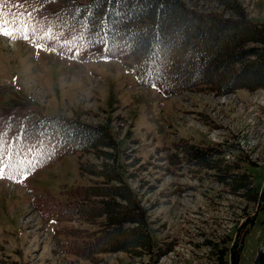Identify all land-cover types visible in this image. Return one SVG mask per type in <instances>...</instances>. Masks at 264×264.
Returning <instances> with one entry per match:
<instances>
[{"label": "rangeland", "instance_id": "1", "mask_svg": "<svg viewBox=\"0 0 264 264\" xmlns=\"http://www.w3.org/2000/svg\"><path fill=\"white\" fill-rule=\"evenodd\" d=\"M184 1L201 11L236 16L217 0ZM236 2L249 21L264 27V0ZM4 24L13 37H28L24 29L14 32ZM37 45L30 36L25 41L0 36V98H28L44 113L107 124L120 150L126 149L132 160L139 156L142 168L127 182L147 217L152 239L170 241L171 249L154 258L105 251L98 262L69 252L63 226L90 224L46 219L48 193L92 183L95 177L82 173L79 161L102 160L90 152L74 153L36 169L22 183L0 179V264H232L234 244L238 264H252L264 241V202L250 198L245 187L228 184L226 167L189 162L187 149L193 144L210 151L230 170L244 174L260 193L264 86L226 93L189 87L163 95L138 84L120 61L81 62ZM259 72L251 68L241 78L258 77ZM172 152L179 156L177 164L170 161Z\"/></svg>", "mask_w": 264, "mask_h": 264}, {"label": "trees", "instance_id": "2", "mask_svg": "<svg viewBox=\"0 0 264 264\" xmlns=\"http://www.w3.org/2000/svg\"><path fill=\"white\" fill-rule=\"evenodd\" d=\"M217 1L236 16L201 11L184 0H0V14L16 31L24 29L32 41L68 57L120 60L138 83L166 95L189 87L226 93L264 86V27L249 21L236 0ZM251 68L262 72L241 78ZM0 135L10 145L5 164H15L17 172L29 173L73 153L102 157L99 164L79 161L80 171L95 177L92 183L66 187L47 200L46 218L90 224L63 226L69 252L98 262L105 251L154 258L171 249L170 241L152 239L147 217L127 182L142 168L139 156L132 160L126 149L120 150L107 124L44 114L27 98L1 97ZM187 150L189 162L226 167L228 184L243 186L250 198L264 202V188L260 193L253 190L248 178L230 170L221 158L193 144ZM169 158L179 162L177 153H169ZM8 171L5 167L6 175ZM112 234L116 237L110 240ZM231 251L232 264H238L236 244Z\"/></svg>", "mask_w": 264, "mask_h": 264}, {"label": "snow or ice", "instance_id": "3", "mask_svg": "<svg viewBox=\"0 0 264 264\" xmlns=\"http://www.w3.org/2000/svg\"><path fill=\"white\" fill-rule=\"evenodd\" d=\"M0 36L9 38L13 37V32L6 30L2 16H0ZM24 38L27 39V35H25ZM37 46L40 47V45ZM26 142L30 141L26 140ZM6 148H10V145L6 146L4 138L2 137V135H0V179L5 178V167H7L9 170L7 173V178L22 183L23 180L27 178L28 172L26 170L17 172L15 164H5L3 157L5 155ZM28 151L30 152L31 148H29Z\"/></svg>", "mask_w": 264, "mask_h": 264}, {"label": "water", "instance_id": "4", "mask_svg": "<svg viewBox=\"0 0 264 264\" xmlns=\"http://www.w3.org/2000/svg\"><path fill=\"white\" fill-rule=\"evenodd\" d=\"M263 251H264V241L260 245L259 250H258L252 264H260V259H261V255H262Z\"/></svg>", "mask_w": 264, "mask_h": 264}]
</instances>
